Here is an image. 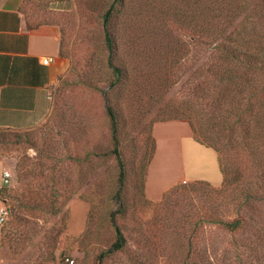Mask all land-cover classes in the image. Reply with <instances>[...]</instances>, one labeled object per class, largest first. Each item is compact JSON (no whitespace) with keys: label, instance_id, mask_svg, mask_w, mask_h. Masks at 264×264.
Returning a JSON list of instances; mask_svg holds the SVG:
<instances>
[{"label":"rangeland","instance_id":"1","mask_svg":"<svg viewBox=\"0 0 264 264\" xmlns=\"http://www.w3.org/2000/svg\"><path fill=\"white\" fill-rule=\"evenodd\" d=\"M112 2H25L32 22L60 25L67 68L42 122L0 128V167L12 174L0 264H99L113 214L126 245L103 264H264V0H125L109 25L114 86ZM175 113L220 148L227 186L184 140L189 128L168 122L187 120ZM213 217L244 225L230 232Z\"/></svg>","mask_w":264,"mask_h":264},{"label":"crops","instance_id":"2","mask_svg":"<svg viewBox=\"0 0 264 264\" xmlns=\"http://www.w3.org/2000/svg\"><path fill=\"white\" fill-rule=\"evenodd\" d=\"M26 1L0 0V128L25 130L42 122L52 107L51 87L67 68L61 54L60 25L53 21L29 20L24 12ZM45 57L55 59L45 64ZM168 122L187 126L189 131L184 140L198 143L197 150L207 152L215 161L217 171H221L217 151L195 140L187 120ZM159 123L155 125L154 135ZM6 169L3 162L0 167V210L5 207L1 190L5 185L3 171ZM147 194L150 197L148 190Z\"/></svg>","mask_w":264,"mask_h":264},{"label":"trees","instance_id":"3","mask_svg":"<svg viewBox=\"0 0 264 264\" xmlns=\"http://www.w3.org/2000/svg\"><path fill=\"white\" fill-rule=\"evenodd\" d=\"M124 2H125V0H113L110 7L108 8L106 13L104 14L105 43H106L105 45L109 51L108 64L112 68L113 74L116 78V80H114L112 83L113 86L116 85L120 81V79L122 77V69L120 66H118L115 63V53H116L115 52L116 51L115 45H116V42L114 39V35L110 31L109 25H110V23H112L113 17L116 14V11H118V5H123ZM46 21H48V20H46ZM39 22H42V21H39ZM62 47H63V36H62V42H61V54L63 56ZM235 56H236V54L234 53L233 57H235ZM107 111H108V115H109V118L111 121V128H112V135H113V142H114L113 152L116 155V157L120 163V173H121L120 174V186H122L124 183V180H125V174L126 173H125L124 164H123V161H122V158L120 155V150H119V138H118L119 115H118V112L116 111V109L112 105H108ZM180 116H183V118L185 120L186 119L188 120L189 124L191 125L192 131H193V137L195 138V140H197L198 142H200L206 146L212 147L217 151L218 157H219V162H220V169H221V172L223 174V187L222 188H224L225 186H227L228 180H227V175H226L224 169L222 168L221 157H220L221 156L220 155V152H221L220 148L218 146H216L213 142H211L209 138H206L204 136L205 134L202 133L197 128L196 123L193 119V116L190 113L189 114H177V113H175L172 118L181 119L182 117H180ZM7 129H9V128H7ZM197 181H205V180H197ZM205 182L209 183L208 181H205ZM112 219H113L115 230H116V238H115V241L112 243L111 247L108 248V250L101 252V254L99 256V260H100L99 264H103V261H104L106 256H108L114 252L121 251L126 245V237H125L121 227L115 222V215L114 214L112 216ZM210 221H212L213 223L220 224L223 229L230 231V232L238 231L244 225V220L242 217L230 219V220H227L225 218L213 217Z\"/></svg>","mask_w":264,"mask_h":264},{"label":"built area","instance_id":"4","mask_svg":"<svg viewBox=\"0 0 264 264\" xmlns=\"http://www.w3.org/2000/svg\"><path fill=\"white\" fill-rule=\"evenodd\" d=\"M54 59L55 58H53V57H45L43 59V62L45 64H49V63L53 62ZM11 177H12V174H11L10 170L6 169L3 171V179H4L5 185L9 184ZM8 216H9V211L6 207H4L0 212V225L4 224L7 221ZM0 248H1V244H0ZM66 261L70 262V263H74V260L71 257H66Z\"/></svg>","mask_w":264,"mask_h":264}]
</instances>
